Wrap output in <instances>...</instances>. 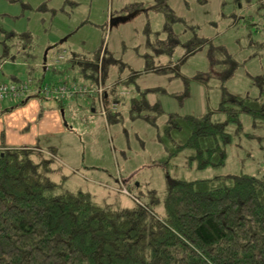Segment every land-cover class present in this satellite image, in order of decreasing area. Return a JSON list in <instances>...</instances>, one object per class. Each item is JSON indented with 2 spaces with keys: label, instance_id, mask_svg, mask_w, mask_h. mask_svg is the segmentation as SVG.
I'll use <instances>...</instances> for the list:
<instances>
[{
  "label": "rangeland",
  "instance_id": "obj_1",
  "mask_svg": "<svg viewBox=\"0 0 264 264\" xmlns=\"http://www.w3.org/2000/svg\"><path fill=\"white\" fill-rule=\"evenodd\" d=\"M155 1L0 0V86L30 83L19 95L8 93L0 98V143L56 146L57 161L64 163L58 174L69 175L65 186L88 191L97 202L116 207L133 205L134 196L139 194L149 201L146 192L151 188L162 199L172 179L264 175V120L249 114H241L240 124L227 125L231 141L226 146L225 162L219 166L189 167L190 149L168 156L160 139L170 113H211L214 119L223 121L226 114L219 110V104L224 90L260 94L264 82V0H168L182 18L172 25L181 42L191 48L196 38H205L206 42L193 50L180 44L172 56H157L159 63L182 58V77L141 73L130 82L134 71L144 68V52L153 50L147 46L148 41L168 37L163 30V12L150 7ZM135 2H143L147 8L136 11ZM5 31L32 33V51L38 64L34 60L26 62L20 56L23 45L19 38L12 42ZM2 39L10 44L11 59L3 58ZM99 47L103 74L106 66L110 67L106 82L113 81L106 85L110 97L105 115L118 110L121 119L106 124L98 97L80 93L62 101L55 99L57 106L45 109L46 101L54 97L38 94L37 82L42 87L56 82V87L91 83L83 74L82 79L78 74L68 80L62 78L63 67L69 62L57 61L58 55L67 57L72 51ZM107 49L112 54L109 52L105 61ZM42 61L48 65L47 70L41 66ZM199 72L209 79L196 80ZM186 81L189 91L183 96L188 90ZM138 88L146 91V96H141L148 102L163 108L155 123L131 115V98ZM56 97L61 95L56 92ZM92 108L99 113L92 115ZM154 208L159 214L165 212L162 202Z\"/></svg>",
  "mask_w": 264,
  "mask_h": 264
},
{
  "label": "trees",
  "instance_id": "obj_2",
  "mask_svg": "<svg viewBox=\"0 0 264 264\" xmlns=\"http://www.w3.org/2000/svg\"><path fill=\"white\" fill-rule=\"evenodd\" d=\"M150 7L163 12V30L168 37L148 41L153 50L144 52V68L134 71L130 82L143 72L182 77V58L165 63L157 60L163 54L172 56L177 45L187 47L172 27L182 18L168 0H156ZM146 8L143 2L134 3L136 11ZM5 33L12 42L19 38L23 45L20 51H32V33ZM1 42L3 56L10 57V44L5 39ZM194 42L193 49L206 39ZM101 48L71 58L81 64L80 73L91 81L86 85L88 90L100 85L104 88L106 107L110 96L105 83L107 69L103 74L101 68ZM108 53L107 49L105 61ZM57 59L64 60L66 55ZM199 73L196 80L209 79ZM186 83L188 90L183 96L189 91ZM78 93L91 95H69L65 90L59 93L60 98L56 93L50 96L62 101ZM135 94L130 105L132 117L155 123L163 113L162 106L141 96H146V91L138 88ZM219 110L226 114L223 121L211 113H170L160 133L168 156L188 148L189 167L222 165L231 141L227 125L240 124L242 113L264 120V82L258 96L224 90ZM105 116L108 122L121 119L118 110ZM62 166L54 155L36 147L0 148V264H264V175L172 179L162 199L151 188L146 192L149 201L139 194L134 196L133 205L116 207L97 202L88 191L66 187L69 175L58 174ZM159 202L164 205L163 214L154 208Z\"/></svg>",
  "mask_w": 264,
  "mask_h": 264
},
{
  "label": "crops",
  "instance_id": "obj_3",
  "mask_svg": "<svg viewBox=\"0 0 264 264\" xmlns=\"http://www.w3.org/2000/svg\"><path fill=\"white\" fill-rule=\"evenodd\" d=\"M20 52V56L22 57V58H24V60L26 61V62H30V63H32L31 62V60H34L35 61V64H38V62H39V60L37 59L36 60V56L34 55V53H35V51H19ZM93 51H72V52H70L69 53V55L66 57V59H64V60H67L68 62H69V65L67 64V67H63L64 68V70H63V73H62V78L63 77H65L66 79H71V78H75V77H73V75L75 76L76 74H78L79 76H81V79L83 78L82 77V74L80 73V68H81V64H79V63H76V62H74V61H72V55H75V54H78V53H83V54H88V55H90L91 53H92ZM111 54H112V52L111 51H109ZM3 53H4V51H3ZM10 55H12V53L10 54ZM108 55H109V53H108ZM3 58L6 60V59H11L10 57H4L3 56ZM71 58V59H70ZM15 58H13V60H14ZM43 59H45L44 57H43ZM42 59V60H43ZM116 60V59H115ZM111 61V60H110ZM113 61V60H112ZM46 62V61H45ZM42 64V65H41ZM40 65L44 68V70H47V68H48V65H45L44 66V62L42 61V63H41ZM114 64V62H112L111 64L109 63V65H113ZM110 68V67H109ZM108 68V65H107V67H106V69L108 70L109 69ZM107 72H109V71H107ZM143 73H154V72H143ZM155 74H157V73H155ZM121 77V76H120ZM138 77H140V74H138ZM30 78H32L31 76H30ZM61 78V79H62ZM38 80V79H37ZM102 81H104V80H102ZM106 81H107V79H106ZM113 81H111L110 83H107V82H105L106 83V85H109V84H111ZM107 96V95H106ZM73 98V97H72ZM54 99V100H53ZM53 99H50V100H48V101H46V103H45V105H46V107H44L45 109H47V108H49V107H55V106H57V102L55 101V98H53ZM57 100V99H56ZM58 101V100H57ZM99 102H100V100H98ZM91 113H93L92 115H94V114H96V113H99L98 111H97V108H92V111H91ZM102 113V112H101ZM103 114V113H102ZM102 116V119L103 120H105V122H106V124H107V118H106V116H105V114H103V115H101ZM92 118V117H91ZM72 129V128H71ZM26 145V144H25ZM24 144H20V145H14V144H7V143H4V142H1L0 143V148H4V147H20V146H25ZM27 146V145H26ZM28 147H34V146H32V145H29ZM36 148H39V149H42L46 154H52V155H54L56 158H57V160H59V158H58V156H57V147L56 146H54V145H51V146H48V147H46V146H42V147H40V146H36ZM62 162V161H61ZM63 163V162H62ZM64 164V163H63ZM120 179V178H119ZM123 181V183H125V179H123L122 180Z\"/></svg>",
  "mask_w": 264,
  "mask_h": 264
},
{
  "label": "built area",
  "instance_id": "obj_4",
  "mask_svg": "<svg viewBox=\"0 0 264 264\" xmlns=\"http://www.w3.org/2000/svg\"><path fill=\"white\" fill-rule=\"evenodd\" d=\"M60 58H63V55L60 56ZM30 86V83H29ZM29 86H22V87H8L7 85H1L0 86V98H2L4 95L8 94V93H12L14 95H19L20 92L26 91V89L29 88ZM65 90H68L69 95H72L75 92H84V93H90L91 95H95L96 97H98V99L100 100V104H101V112L103 114H105V106L103 103V96H104V88L100 85L97 86L95 88H92L90 90H88V88L86 86H82V85H72L69 87V89H67L66 87H36L35 91L39 92V93H43L46 96L51 95L52 93H64Z\"/></svg>",
  "mask_w": 264,
  "mask_h": 264
}]
</instances>
